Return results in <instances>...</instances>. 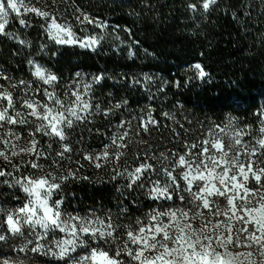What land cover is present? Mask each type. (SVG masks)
<instances>
[{"label": "trees", "instance_id": "obj_1", "mask_svg": "<svg viewBox=\"0 0 264 264\" xmlns=\"http://www.w3.org/2000/svg\"><path fill=\"white\" fill-rule=\"evenodd\" d=\"M189 3L198 0L60 1V9L73 26L77 27L75 20H83L84 16L105 25L86 24L92 29L91 34L99 36L95 51L55 44L48 38L45 23L36 15L23 17L28 26H21L19 18L14 17L6 27L10 34L0 35V71L13 82L25 80L37 86L40 82L29 64L35 60L58 76L54 92L66 108L74 106V90L102 110L112 109L124 99L128 101L107 119L96 113L88 117L90 123L77 122L78 127L66 129L69 138L64 142H54L58 138L33 129L35 140L42 147L43 171L24 161L28 171L22 175H44L61 169L63 176L68 177L62 182L60 193L67 212L81 216L92 212L102 219L110 216L123 231L124 225L136 227L137 219L146 222L153 209L191 207L186 191L181 193L184 202L153 201L147 194L153 186L149 180L159 181V187L170 185L164 169L179 176L185 170L177 166L179 155L190 161L201 159L187 154L198 153L202 141L212 138L209 131H218L216 125L227 128L229 133L233 129L241 131L243 144L264 152L256 143L262 138L259 130L264 127V116L260 115L264 113V0H218L207 13L199 5L198 11L192 12L187 7ZM130 51L134 55L130 56ZM196 63L208 74L204 80L196 78L192 67ZM76 73L81 76L76 77ZM101 74L104 79L93 83L92 77ZM145 76L152 79L145 81ZM133 78L142 84L131 85ZM0 83L15 96L23 97V89H11L5 80ZM86 83L92 84L88 95H84ZM149 111L157 123L149 124V131L145 132L142 117L146 120ZM122 122L124 127H120ZM125 131L127 137L118 143L127 147L117 148L112 138ZM220 135L226 144L232 142L230 135ZM62 143H68L72 151L60 157L57 152L62 151ZM192 144L198 147L191 149ZM105 146L113 155L101 167L85 159L86 155L102 152ZM117 152L123 153L119 160L115 159ZM209 154L218 155L213 149ZM247 159L241 156L242 161ZM142 162L153 165L155 171L144 173L149 178L144 188H127L125 170L132 171ZM178 182L183 189L186 182ZM20 254L24 259L30 256ZM34 254L42 261L63 264L50 256Z\"/></svg>", "mask_w": 264, "mask_h": 264}, {"label": "snow or ice", "instance_id": "obj_2", "mask_svg": "<svg viewBox=\"0 0 264 264\" xmlns=\"http://www.w3.org/2000/svg\"><path fill=\"white\" fill-rule=\"evenodd\" d=\"M218 0H198V3H189L187 7L192 12L199 8L207 13L213 10V6ZM28 13H35L41 19L48 21V38L57 45H78L81 48H88L95 51L99 45L96 37L80 38L72 31L71 26L57 22V18L45 11L31 6L26 0H0V35H9L6 26L9 24V17L15 14L19 18L21 26H28L23 18ZM89 24L95 23L97 27H105L89 17L84 16L83 21ZM23 44V41H20ZM44 48L42 46L41 51ZM129 55L134 53L131 51ZM33 66V75L44 85H52L58 82L57 75L47 73L45 69L35 61L30 60ZM196 70V78L204 80L207 73L200 63L192 66ZM80 77V73L75 74ZM104 76L92 77V82L99 84ZM152 78L145 76V81ZM0 80L9 82L11 89H23L24 97H17L9 87L0 85V128H7L8 125H25L29 123L28 116L38 120L35 131L54 139V142H64L69 138L66 129H74L78 124L90 123L88 117L100 113L107 119L114 109H119L128 104L124 99L113 105L112 109L102 110L97 104L93 106L89 100L83 99L79 90H74V106L65 107L64 101L55 92L43 89V95L48 103L33 100L28 95V89L40 92L39 86L33 88L29 81L19 80L13 82L12 79L0 71ZM142 84V81L133 78L131 85ZM84 95H88L92 90V84L86 83L83 86ZM59 105V108L52 105ZM28 109L26 114L18 108ZM95 108V112L93 111ZM167 115V114H166ZM264 116V113L260 114ZM152 118L151 111L148 112L146 120L142 117V127L145 132L149 131L148 125H156ZM264 123V120H262ZM124 122L120 127H124ZM231 126V122H229ZM218 131L210 130L208 135L211 139L202 141L203 147L198 153L188 152V156L201 157L198 161H190L185 155H179L177 166L187 168L179 176L173 175V171L164 169L165 174L171 181L170 185L159 187V181H151L144 177V173L155 171L153 165L140 163L132 171H127L129 183L127 188L133 186L144 188L145 180H149L153 186L148 190V196L153 201L165 200L184 202L185 196L182 192H187L190 199L188 203L196 205L197 208L207 209L209 216L214 219H207L199 229L193 228L191 224H181L180 218L187 217L194 219L199 216L204 219L202 211H197L195 216L189 217V210L183 208L167 210L153 209L147 216L146 222L136 220V227L132 225L122 226L114 223L109 216L101 219L94 213L91 218L81 217L67 213L63 210L64 200L60 196L62 192V182L68 179L67 176L57 177L51 172L44 175L25 176L16 179L15 182L3 180L0 185H6L7 189L0 191V242H5L9 238H18L21 245H14L22 253H38L50 256L56 261H63V264H264V152H258L255 147L248 148L242 143L241 131L228 132L227 128L220 125L215 126ZM262 138L256 143L264 150V127L260 128ZM225 136L231 137V143L226 144ZM7 135H15L19 140L21 137L7 131ZM30 135H32L30 133ZM125 131L119 137L112 138V144L117 148H125L126 144L118 143L127 137ZM5 147L7 140L0 139ZM37 143L34 138L30 141V146L21 148L20 152L32 154L39 158L43 153L37 150ZM15 147V145H13ZM62 151L57 152V156L63 157L65 153L71 152L72 148L68 143L61 144ZM109 146L96 155H86L89 161L108 160L113 154L108 151ZM196 149L197 144L189 146ZM210 149L215 150L218 155H212ZM232 153L229 156V153ZM19 153L13 152L12 155ZM123 153H115V159ZM163 156V153L161 154ZM247 156L246 162L241 160V156ZM255 157V159H253ZM0 158L12 163L9 156L0 151ZM167 159V157H165ZM196 167H193V164ZM30 167L43 171L42 166L35 160L29 162ZM97 168L101 167L96 163ZM17 171L19 166L14 165ZM217 169H221L217 171ZM11 172H6L0 168V177L11 176ZM73 178L74 174L70 173ZM123 175V173H117ZM115 178V177H113ZM178 179L186 182L181 189ZM139 181V183H138ZM251 184V186H249ZM17 189L25 194V199L20 201ZM171 189V191H170ZM195 189V190H194ZM173 193H176L174 196ZM210 197H223L227 203L221 206L219 200L209 199ZM16 201L11 207H7L9 201ZM200 202L198 205L196 202ZM126 211V210H125ZM168 218V222L164 221ZM224 217L223 220L218 219ZM215 220V222H214ZM211 225V229H209ZM222 229V230H221ZM57 234H63L58 237ZM31 237V239H30ZM123 237V238H122ZM47 241V246L40 241ZM33 245L32 247H28ZM231 248H247V252H234ZM78 249H83V254L73 256ZM251 249H254L251 250ZM258 254L259 259H253ZM127 259H124V258ZM2 264H9V259L0 252Z\"/></svg>", "mask_w": 264, "mask_h": 264}, {"label": "rangeland", "instance_id": "obj_3", "mask_svg": "<svg viewBox=\"0 0 264 264\" xmlns=\"http://www.w3.org/2000/svg\"><path fill=\"white\" fill-rule=\"evenodd\" d=\"M60 1H62V0H26V2L29 3L31 6H34V7L38 8V9H40L41 11L48 12L50 14V16L54 15L57 18V22L58 23L66 24V25L71 26V29L76 34V36H78L80 38L96 37L99 40L98 34H91L92 29L91 28L90 29L86 28L87 27L86 24L90 25L91 27H94L95 23L89 24L87 21L82 22L83 20H81L80 18H77L75 21H77L78 26L77 27L73 26L72 22H71L72 20L68 17L66 12L64 10L60 9V7H59ZM32 15H36V14L35 13H28V14L24 15L23 17H30ZM14 17H15V14H12L9 17V24H10L11 20ZM37 17H39V16H37ZM41 20L45 23L46 28H47L48 21L45 20V19H41ZM80 27H81V29L78 30V28H80ZM99 42H100V40H99ZM67 46H69V45H67ZM71 46L79 47L78 45H71ZM97 47L98 46H96V48ZM83 49H88V48H83ZM35 62H37L38 64H40L42 66V64L40 62H38V61H35ZM30 67H31V71L33 73L34 68H33L32 65H30ZM42 67L45 69V71L47 73H52L50 70L46 69L44 66H42ZM39 82L40 83L37 84V86H39L40 92H35V91H33V89H28L27 90L28 91V95L33 100H38V101H41L43 103H48L47 98L43 95V89H47L49 92H54L56 83H53L52 85H44L41 81H39ZM0 85H3V84L0 83ZM35 87L36 86H34L33 88H35ZM23 97H24V92H23ZM52 106L56 107V108H59V105H54L53 104ZM17 108L22 113H25V114L28 111H30L28 109L19 108V105H17ZM27 119L29 120L28 124H25V125H8L7 128H0V139L8 141L7 147H5L2 143H0V151H4L9 156V158L12 161V163L9 164L7 161L3 160V158H0V168H2L6 172L8 171V169L13 170L11 172L12 173L11 176L0 177V181L8 180V181L15 182L16 179H22L23 177H25L22 174L26 173L25 171H28V168H27L26 165L23 164L24 161H26V163H29L30 161L35 160L39 164L42 162V157L41 156L39 158H37L36 156H34L32 154H25V153H21L20 152L21 148L29 147L30 146V141L33 138L35 139V137H34L35 134H34L33 129L35 128L36 124L40 123V121H38V120L34 121V118L31 117V116H28ZM9 130L14 132V133H16V134H18L21 138L19 140H17L15 135H7V131H9ZM30 133L32 135H30ZM13 145H15V147H13ZM37 150L39 152H42V147L39 144H37ZM13 152H17L19 154L18 155H12ZM100 153L101 152H96V153H94V155H91V156H96V155H98ZM105 161L106 160H98V161H91V162L96 165V163L103 164ZM14 165H18L19 166V171L16 170ZM193 167H196V166L193 165ZM220 170L221 169H217V171H220ZM184 171H187V168H185ZM49 172H51L53 175H55L57 177V182H60L59 178L63 177V173H61L62 172L61 169H57V171H55V172L54 171H49ZM49 172H45V174L49 173ZM26 176H33V174L32 175L28 174ZM1 179H3V180H1ZM4 190H7L9 192L12 191L11 189H7L6 185H0V191H4ZM17 195H19L20 201H23L25 199V194L22 191H20L19 189H17ZM209 199L219 200L220 203H221V206H225L226 203H227L226 199H224L223 197H210ZM15 203H17V202L10 200L9 203L7 205H5V206L11 207ZM199 203H200L199 201L196 202L197 205ZM183 209H185V210H189L190 209L189 217L195 216V213L198 210L203 212L204 219H202L199 216H195L194 219H189L187 217H181L180 218V223L181 224H191L192 227L196 228V229H199L202 226V224L207 219H214V218L209 216V213H208L207 209H203V208H199L198 209L197 206L193 205V204H191V207H189V208L185 207ZM63 210L65 212H67V210L64 208V205H63ZM67 213H69V212H67ZM94 214L96 216H98L96 213H94ZM74 215H76V214H74ZM92 215H93V213L90 212L87 215H82V216L79 215V216L91 218ZM162 219H164V221L166 223L168 222V218L167 217H164ZM218 219L223 220L224 217H219ZM214 222H215V220H214ZM209 229H211V225H209ZM57 235H58V237H63V234H57ZM30 239H31V237H30ZM40 243L45 244L47 246V241H45V240L40 241ZM21 244H22V241L20 239H18V238H9L7 243L0 242V252H3L5 257L9 259V264H54L55 263V262H51L50 260H43L44 261L43 262L41 259H38L37 257H35L34 253H30L29 254L30 255L29 258L28 259H24L23 256L20 254L21 252H19L16 247H13L14 245H21ZM32 246L33 245H29L28 247L30 248ZM231 250L234 251V252H247V251H250V249H247V248H231ZM251 250L254 251V249H251ZM83 252H84L83 249H78L77 253H73L72 255L75 256L77 254H83ZM44 257H46V256H44ZM253 259H259L258 254L256 256H254ZM0 264H2V261H0Z\"/></svg>", "mask_w": 264, "mask_h": 264}]
</instances>
